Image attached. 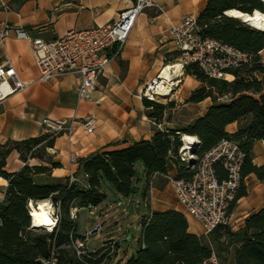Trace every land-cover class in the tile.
Here are the masks:
<instances>
[{"label":"trees","instance_id":"1","mask_svg":"<svg viewBox=\"0 0 264 264\" xmlns=\"http://www.w3.org/2000/svg\"><path fill=\"white\" fill-rule=\"evenodd\" d=\"M231 9L247 14L255 10L264 13V3L261 0H207L197 16L199 33L251 55L250 64L232 72L235 78L231 82L208 78L196 66L184 65L183 73L199 82L185 103L209 98L211 105L206 112L184 128H159L149 140L134 142L120 150L96 152L80 160L79 171L85 187L68 186L66 181L64 184L35 183L37 175H48L58 167L46 155L55 136L44 134L0 144V181H7L5 198L0 203V264H39L38 259L48 255L51 242L58 248L57 264H101L103 254H88L81 260L75 257L70 237L74 240L84 236L77 230L76 219L69 217L70 205L79 209L101 205L106 197L103 182L122 197L132 196L136 193L138 165L142 166L147 188L155 177H164L173 168L176 177L189 178L193 170L186 168L177 156L182 135L197 139L198 158L222 138L237 142L245 153L241 177L253 174L264 182V165H254L250 157L253 142L264 143V61L260 55L264 50V31L226 16L225 11ZM223 96H228L227 100L219 101ZM144 104L151 108L149 117L154 124L161 123L167 110L174 107L173 102L162 104L145 99ZM231 123H237V130L229 134L225 127ZM12 151L17 152L24 164L18 171L8 172L6 159ZM28 159H38L48 165L29 166ZM243 194V190L238 191L230 208ZM47 200L59 204L57 228L51 233L32 234L28 230L27 204ZM137 226L140 229L137 248L123 264H199L210 254L203 237L188 232V222L179 211H150L139 217ZM211 235L217 255L228 253L233 247V264H264V207L248 216L242 229L233 232L229 227H218Z\"/></svg>","mask_w":264,"mask_h":264},{"label":"crops","instance_id":"2","mask_svg":"<svg viewBox=\"0 0 264 264\" xmlns=\"http://www.w3.org/2000/svg\"><path fill=\"white\" fill-rule=\"evenodd\" d=\"M5 1L10 10L0 9V33L3 26L8 25L23 29L33 38L49 41L70 30H85L111 22L120 11L130 7L134 0ZM206 1L154 0L153 7L138 15L119 57L106 66L97 84L88 89L89 100L77 99L79 78L73 73L47 83L34 82L37 69L28 43L12 35L0 38V64L9 60L20 80L29 84L26 89L9 96L0 104V144L7 140L20 141L48 134L42 125L44 118L67 123L72 121L71 135H56L52 147L46 149V155L58 167L51 169L48 175L40 174L34 178L41 184H58L66 181L70 171L81 175L79 163L70 164L71 155H75L80 162L96 152L120 150L134 142L149 140L156 129L174 128L164 119L159 124L153 123L149 117L151 108L144 104L141 91L163 66L178 62V54L169 33L170 26L185 14L198 16ZM261 57L264 59V56ZM257 77L260 78L259 75ZM177 80L166 99L174 103V107L169 109L172 115H178L180 122L189 124L206 112L211 100L206 98L198 103H185L199 82L193 76L185 75L183 70L173 78V81ZM166 114L170 115L169 112ZM86 116L95 118L91 132H86L80 124ZM236 130L237 123L225 127L229 134ZM250 157L254 165H264V143L254 141ZM23 164L17 152L12 151L6 159L5 168L8 172H14ZM27 164L48 165L36 159H29ZM136 169V193L130 197H122L108 183H102L106 196L101 204L102 213L109 215L115 224L114 235L104 239L119 240L108 264H123L135 252L140 235L138 219L150 211H179L188 222V232L196 236L203 235L200 224L185 214L172 190L171 200L162 201L159 189L152 187V184L146 187L142 166L138 165ZM215 169L217 175L225 176L224 171ZM175 173L174 168L169 171L171 175ZM157 179L155 177L152 183ZM6 186V180L0 181L2 202ZM169 187L166 184L163 191H169ZM240 190L244 194L229 208L230 230L233 232L242 229L245 219L264 207V182L259 181L255 175L244 176ZM134 228L136 232H131Z\"/></svg>","mask_w":264,"mask_h":264},{"label":"built area","instance_id":"3","mask_svg":"<svg viewBox=\"0 0 264 264\" xmlns=\"http://www.w3.org/2000/svg\"><path fill=\"white\" fill-rule=\"evenodd\" d=\"M153 6L154 0H134L130 7L120 11L111 22L85 30H70L63 36L49 41L33 38L23 29L12 28L8 25L3 26L0 38L4 39L12 35L14 38L25 40L28 43L31 57L37 69V78L34 82L47 83L60 76L73 73L79 78L77 99L89 100L88 89L97 84L98 77L106 66L119 57L138 15ZM0 9L10 10L5 0H0ZM169 33L178 54L181 70L184 65H194L208 78L231 82L235 78L232 72L250 64L251 55L218 40L203 37L199 33L197 15L195 14L183 15L170 26ZM156 77L144 85L141 98L159 102L158 99L162 96L155 94ZM175 84H177L176 81ZM28 85L20 80L9 60L0 64V104L9 96L26 89ZM174 85L171 86V89ZM80 124L86 132H91L94 129L95 118L86 116ZM42 125L45 126L46 133L53 136L63 133L69 136L72 132V121L67 123L66 121H51L44 118ZM194 140V143L189 144L190 149L186 151L182 150L184 145L181 140V147L177 155L179 161L186 168L193 170L191 176L179 178L168 173L164 178L170 186L176 202L185 214L200 224L203 235L208 239V235L216 228H230L229 208L241 187V167L245 153L239 148L237 142L222 138L198 158L195 150L199 147V143L195 137ZM78 163L79 159L75 155H71L70 164ZM216 166L221 167L224 171L223 178L218 177ZM66 179L68 186L81 185L85 187L84 177L81 179L76 172L70 171ZM1 202L2 200H0ZM36 203L29 201L27 204L30 218L28 230L42 233L53 232L59 221V204L50 202L52 207L50 215L54 224L51 230L46 231L33 226L30 208ZM86 208L96 209L91 205ZM78 211L77 206L70 205V219L75 220ZM87 236L88 234L85 233L84 239L74 240L70 237V246L75 257L81 260L88 254L98 253V256L103 254L104 259L101 264H108L116 251L119 240L109 238L99 247L88 249L85 244ZM208 247L209 256L199 264H220L216 251L211 245ZM57 249L54 242H51L48 255L45 258H39V264H57Z\"/></svg>","mask_w":264,"mask_h":264},{"label":"rangeland","instance_id":"4","mask_svg":"<svg viewBox=\"0 0 264 264\" xmlns=\"http://www.w3.org/2000/svg\"><path fill=\"white\" fill-rule=\"evenodd\" d=\"M261 56H264V52L260 53ZM262 58V57H261ZM264 60V59H262ZM179 63V62H177ZM167 96H162L159 97V103L165 104L168 102V99H166ZM228 96H223L220 98L219 101H225L227 100ZM170 113V115L166 114L164 115V120L165 122H168L170 125L169 126H173L174 129H181L184 128L185 126L188 125V123H185L184 121L178 120V115L173 114L172 115V111L171 110H167V113ZM190 124V123H189ZM44 158H47L46 155H44ZM29 160V159H28ZM27 160V161H28ZM38 160V159H36ZM40 161V160H38ZM47 175V174H45ZM78 177H80L81 179L83 178L82 175H78ZM36 184H40L39 182H37L34 179ZM65 183V182H64ZM61 183V184H64ZM167 181L164 177H158V179L156 180V182L152 183V187L157 188L160 190V196L162 197V201H167V200H171L172 196H170V194H172L171 189L169 187V191H163L164 187L166 186ZM80 187H82L81 185H78ZM169 186V185H168ZM48 201V200H47ZM44 201H39L37 202V204L34 207H41L43 205ZM102 206L99 205L96 207L95 210H89L87 208H81L79 209L78 213H77V218L75 220V224L77 227L78 232L81 235H85L84 233L88 234L87 236V240H86V247L88 249H92V248H97L101 245V243L105 240L104 238L110 236V235H114L115 233V224L114 222H112L111 217L109 215L105 216L102 213ZM96 227H98L97 232L93 233L90 235V232L93 231ZM131 227V226H129ZM136 228L132 229V231H134ZM136 232V231H134ZM42 232H32V234H41ZM134 233H132L131 235L133 236ZM203 237V241L204 243L209 246L211 245V247L216 251V253H218V249L216 247L215 241L212 237V235H208V239L202 235ZM232 255H233V247L229 248L228 253H220L218 254V258H219V262L220 264H233L232 262Z\"/></svg>","mask_w":264,"mask_h":264},{"label":"bare ground","instance_id":"5","mask_svg":"<svg viewBox=\"0 0 264 264\" xmlns=\"http://www.w3.org/2000/svg\"><path fill=\"white\" fill-rule=\"evenodd\" d=\"M261 1L264 2V0ZM225 15L231 18H235L256 30L264 31V13L262 12L255 10L251 14H245L231 9L225 11ZM180 73L181 65L179 63L163 66L158 73V76L155 78V94L160 96H168L172 90L171 86L175 84L173 78L179 76ZM177 82L178 80L176 81V83ZM181 137L184 145L182 150L186 151L187 149H190L189 144L195 142L194 137H191L190 135H182ZM34 206L35 205H32L30 208V217L32 218L33 226L46 231L51 230L54 222L50 215L52 209L50 202L44 201L41 207Z\"/></svg>","mask_w":264,"mask_h":264},{"label":"water","instance_id":"6","mask_svg":"<svg viewBox=\"0 0 264 264\" xmlns=\"http://www.w3.org/2000/svg\"><path fill=\"white\" fill-rule=\"evenodd\" d=\"M262 3H264V2H262ZM238 12H239V11H238ZM245 14H247V13H245ZM97 230H98V227H96L93 231H91V232H90V235L93 234V233H95V232H97Z\"/></svg>","mask_w":264,"mask_h":264}]
</instances>
